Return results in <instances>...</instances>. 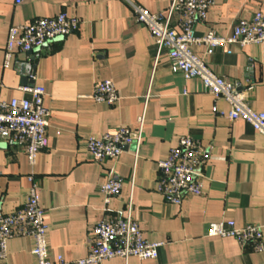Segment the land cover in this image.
Here are the masks:
<instances>
[{"label":"crops","instance_id":"1","mask_svg":"<svg viewBox=\"0 0 264 264\" xmlns=\"http://www.w3.org/2000/svg\"><path fill=\"white\" fill-rule=\"evenodd\" d=\"M130 2L162 12L171 0H25L19 5L0 0L2 99L29 97L28 88L42 85L50 110L48 145L34 166L23 148L0 142V210L12 213L25 205L28 175L33 174L55 264H65L58 256L67 264L85 257L91 227L105 216H125L130 201L145 238L164 243L159 256L115 257L100 264H264V251L242 248L232 237L207 235L209 224L222 219L260 225L264 231V135L242 119L221 116L229 104L207 92L200 79L173 72L167 50L157 56L155 39L135 19ZM257 11L264 12V0H216L196 25V35L214 30L226 36L234 22ZM61 12L81 20L78 30L31 54L16 49L4 68L10 26ZM172 24L181 30L177 16ZM193 49L214 72L238 84L252 108L264 111V43L231 44L210 56L204 44ZM105 79H112L120 93L115 104L92 97L95 84ZM142 115L144 137L137 157L129 146L115 163L90 158V136L119 126L136 128ZM183 135L202 145L204 186L201 195L174 204L157 191L158 162ZM113 165L123 186L105 210L99 186ZM32 248L31 237H13L0 264H34Z\"/></svg>","mask_w":264,"mask_h":264},{"label":"built area","instance_id":"2","mask_svg":"<svg viewBox=\"0 0 264 264\" xmlns=\"http://www.w3.org/2000/svg\"><path fill=\"white\" fill-rule=\"evenodd\" d=\"M25 0H15L17 5ZM216 0H171L162 12L130 2L135 19L144 24L155 39L157 56L166 49L173 72H180L185 78H198L205 90L217 98H224L229 104L227 112H220L230 121L242 119L264 135V111L255 110L246 101L243 92L234 81L214 72L204 57L197 54L193 46L204 44L207 55H213L217 48L231 44L246 46L264 43V12L257 11L248 18L234 22L226 36L210 30L202 37L196 35V25L203 22ZM177 16L181 30L172 24ZM81 20L61 12L56 16L36 18L30 23L10 26L4 52V68L11 65L16 49L23 52L41 50L49 42L65 37L78 30ZM29 97H14L4 100L0 86V142H7L23 148L29 163L34 166L38 153L48 145L47 128L50 110L44 105L45 88L35 85L27 89ZM92 97L98 102L115 104L120 93L112 79L99 81L94 86ZM144 137V116L138 118V126H119L101 136H90L87 149L90 158L96 162H116L126 147L133 146L137 157ZM203 148L191 135L180 137L178 144L171 148L167 158L158 162V187L166 202L181 204L186 197L201 195L205 173L202 170ZM31 183L25 205L12 212L0 210V261L5 260L8 241L13 237L29 236L33 241L34 264H55L50 258L47 238L48 225L45 210L40 202V187L34 175L29 174ZM122 177L113 165L107 173L99 191L104 197L105 210L111 198L121 193ZM133 204H127L123 217L105 216L91 227L87 236L88 254L75 260L74 264H100L104 260L136 256L140 260L155 259L164 244L145 238L137 221L132 218ZM208 236L235 238L242 248L251 247L256 252L264 251L263 227L256 224L239 226L233 219H222L209 224ZM57 261L67 264L63 256Z\"/></svg>","mask_w":264,"mask_h":264},{"label":"water","instance_id":"3","mask_svg":"<svg viewBox=\"0 0 264 264\" xmlns=\"http://www.w3.org/2000/svg\"><path fill=\"white\" fill-rule=\"evenodd\" d=\"M31 53H33V51H29V52H28V54H31Z\"/></svg>","mask_w":264,"mask_h":264}]
</instances>
